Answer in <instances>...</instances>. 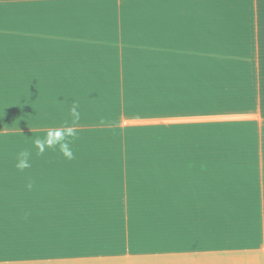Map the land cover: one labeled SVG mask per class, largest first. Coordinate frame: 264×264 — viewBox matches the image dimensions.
I'll return each instance as SVG.
<instances>
[{"label":"crops","instance_id":"obj_1","mask_svg":"<svg viewBox=\"0 0 264 264\" xmlns=\"http://www.w3.org/2000/svg\"><path fill=\"white\" fill-rule=\"evenodd\" d=\"M0 115V264H264V0H0Z\"/></svg>","mask_w":264,"mask_h":264},{"label":"clouds","instance_id":"obj_2","mask_svg":"<svg viewBox=\"0 0 264 264\" xmlns=\"http://www.w3.org/2000/svg\"><path fill=\"white\" fill-rule=\"evenodd\" d=\"M71 118L73 121H78L80 119V113L75 109V107L71 110ZM75 136L76 132L72 127H54L47 131L44 139H35L34 144L41 154L45 152L46 148H53L58 145L63 156L71 160L74 158V154L71 149V141L68 138H74ZM29 156V152H21L18 156L16 167L21 170L31 167ZM27 187L31 188L32 183L29 182Z\"/></svg>","mask_w":264,"mask_h":264},{"label":"rangeland","instance_id":"obj_3","mask_svg":"<svg viewBox=\"0 0 264 264\" xmlns=\"http://www.w3.org/2000/svg\"><path fill=\"white\" fill-rule=\"evenodd\" d=\"M126 124V123H125ZM158 238H159V236H158Z\"/></svg>","mask_w":264,"mask_h":264}]
</instances>
